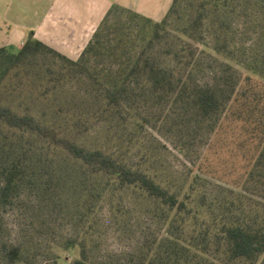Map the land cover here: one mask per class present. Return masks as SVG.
<instances>
[{"label":"trees","instance_id":"1","mask_svg":"<svg viewBox=\"0 0 264 264\" xmlns=\"http://www.w3.org/2000/svg\"><path fill=\"white\" fill-rule=\"evenodd\" d=\"M234 1L173 0L159 22L114 6L75 61L31 35L16 52L0 48V82L16 94L0 100L2 264L36 259L31 243L8 238V209L38 227L66 216L72 264H100L88 246L98 209L107 201L123 219L130 199L158 232L102 264H264V50L245 70L226 61L222 16ZM245 1L264 14V0ZM207 26L214 55L198 47ZM79 83L90 94L62 98ZM127 115L167 138L193 175L161 178L151 156L133 161L78 141L93 123Z\"/></svg>","mask_w":264,"mask_h":264},{"label":"rangeland","instance_id":"2","mask_svg":"<svg viewBox=\"0 0 264 264\" xmlns=\"http://www.w3.org/2000/svg\"><path fill=\"white\" fill-rule=\"evenodd\" d=\"M190 2L195 3L194 0ZM232 4V11L222 16L228 23L226 48L230 59L226 61L235 68L245 70L254 61H259L264 50V14L245 0H235ZM118 17L125 21L124 14L119 13ZM111 21L114 19L111 18ZM172 25L177 24L172 21ZM205 29L198 47L214 55L211 49L215 40L211 27L207 26ZM71 90L82 96L90 94V89L79 83L73 85L72 89L68 88L62 98L69 99ZM11 98H16V94L6 92L5 82H0V100ZM127 118L128 115L119 121H97L86 133L77 135L78 141L91 149L118 152L133 161L140 156H151L152 166L161 178L182 183L187 176L193 175L190 164L167 138L156 129L145 125L137 126ZM206 180L218 182L208 178ZM128 201L130 212L123 219L115 217L107 201L98 209L92 235L88 240L90 255L95 262L102 264L125 258L139 246L143 233L155 235L158 232L155 221L145 217L147 207L134 199ZM43 221L44 226L38 227L35 221L31 222L30 217H23L16 208L8 209L4 217L10 241L31 243L36 248V259L32 264H72L79 257L78 251L64 248L67 240L74 235L72 223L62 215L55 221H51L49 217Z\"/></svg>","mask_w":264,"mask_h":264},{"label":"crops","instance_id":"3","mask_svg":"<svg viewBox=\"0 0 264 264\" xmlns=\"http://www.w3.org/2000/svg\"><path fill=\"white\" fill-rule=\"evenodd\" d=\"M173 0H0V48L21 49L29 35L77 60L114 6L159 22Z\"/></svg>","mask_w":264,"mask_h":264}]
</instances>
